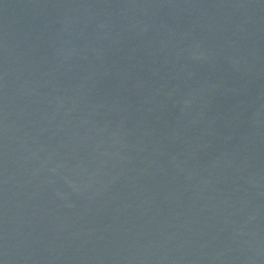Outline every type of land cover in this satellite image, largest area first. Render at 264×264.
Returning a JSON list of instances; mask_svg holds the SVG:
<instances>
[{"label": "water", "instance_id": "95a60500", "mask_svg": "<svg viewBox=\"0 0 264 264\" xmlns=\"http://www.w3.org/2000/svg\"><path fill=\"white\" fill-rule=\"evenodd\" d=\"M0 264H264V0H0Z\"/></svg>", "mask_w": 264, "mask_h": 264}]
</instances>
